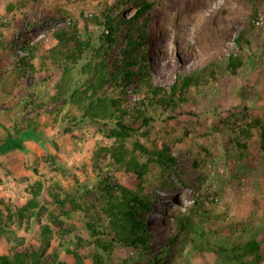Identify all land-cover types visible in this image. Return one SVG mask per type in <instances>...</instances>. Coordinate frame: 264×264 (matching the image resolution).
<instances>
[{
  "label": "rangeland",
  "instance_id": "374dc122",
  "mask_svg": "<svg viewBox=\"0 0 264 264\" xmlns=\"http://www.w3.org/2000/svg\"><path fill=\"white\" fill-rule=\"evenodd\" d=\"M113 1L0 0V139L6 137V129L25 126L30 120L42 131L38 138L25 141V150L0 154V199L9 200L13 207L16 201L25 203L35 182L43 183L41 209L32 221L26 245L42 252L44 264H54L55 254L72 264L67 249L77 251L84 264H95L89 216L103 217L108 186L126 185L127 178L107 152L115 142L106 135L109 127L89 121L78 125L70 117L76 112L74 107L52 103L59 71L24 75L16 86L15 76L5 67L22 54L24 39L40 43L43 52L55 43L52 35L58 26L78 21L83 28L82 16L101 15ZM153 1L146 51L152 79L158 85H171L180 75L209 72L230 53L240 54L236 39L252 27L262 53L245 59V66L235 75L217 73L219 82L201 79L198 88L186 92L187 101L181 108L155 113V121L123 142L128 157L148 165L143 190L153 202L147 220L152 237L144 255L115 245L110 255L101 252L102 264H153L166 242L176 234L177 241L183 238L180 216L188 218L184 226L193 243L204 244L197 261L213 263L209 248L218 242L233 244L255 237L264 249V152L260 131H245L255 118L264 121V0ZM197 9L203 10L202 17ZM134 11L125 7L123 15L129 17ZM89 29L96 36L101 34L95 25ZM212 33L215 36L206 40ZM124 34L111 45L110 62L121 54ZM179 37L185 40L183 45ZM243 53L251 54L246 45ZM45 78L50 80L46 83ZM136 142L149 152L160 145L171 147L176 165L168 184L163 185V170ZM68 194L82 205L65 216L54 196L64 199ZM0 210L5 212V207L0 205ZM46 224L48 235L43 234ZM14 234L0 238V254L8 253ZM173 245L167 259L176 253L177 244ZM185 246L188 251L193 247L192 243Z\"/></svg>",
  "mask_w": 264,
  "mask_h": 264
},
{
  "label": "trees",
  "instance_id": "16d2710c",
  "mask_svg": "<svg viewBox=\"0 0 264 264\" xmlns=\"http://www.w3.org/2000/svg\"><path fill=\"white\" fill-rule=\"evenodd\" d=\"M153 0H114L101 15L82 16V26L78 21L58 26L53 33L55 43L40 52V43L23 40L21 52L6 72L15 76L13 84L18 86V80L24 75L46 73L52 69L59 71V76L53 83L52 103L70 105L75 108L70 116L76 124L89 121L107 125V137L115 142L107 148V152L119 163L127 178L126 185L115 188L108 186L105 191V202L101 212L103 217L89 216L87 222L91 242L95 246L93 259L95 264L103 263V253L111 254L115 245L130 247L144 255L149 250L151 231L147 220L152 212L153 202L144 194L143 186L147 181L148 165L139 162L134 156L128 157L124 141L135 136L141 127L155 121V113L174 112L187 101V91L192 87H199L201 79L207 77L219 82V75H235L245 66V59L256 58L261 55V45L257 35L251 30L242 32L236 39L240 54L233 52L209 72H194L177 77L171 85H158L152 79L148 67L146 47L148 31L152 22ZM125 7L135 9L129 17L123 15ZM117 10L116 14L113 12ZM256 12V7L254 8ZM126 24L124 32L123 25ZM95 25L101 34L97 35L89 29ZM124 46L121 54L110 62V47L116 43L122 34ZM255 37V38H254ZM249 47L251 54L243 53L244 46ZM246 57V58H245ZM218 73V74H217ZM45 82L50 78H45ZM47 83V82H46ZM133 100V101H132ZM257 128L260 133V149L264 152V121L255 118L246 128L250 133ZM42 131L33 120L25 126H17L14 130L6 129V137L0 139V154L13 150H25V141L29 137H37ZM137 148L143 154L150 155L162 170L161 182L168 184L169 173L176 165L171 156L168 145L156 146L149 152L144 145L136 142ZM52 157L48 158V162ZM104 179V178H103ZM105 180V179H104ZM43 183L35 182L29 191V198L25 203L16 201L13 205L9 200L0 199V238L8 233L13 235V243L8 246V253L0 254V264H44L42 252L26 245V236L32 232V221L38 218L41 209ZM56 203L61 205L65 216L77 210L82 204L77 202L75 195L68 194L60 199L54 196ZM70 203L69 206L66 204ZM52 215V214H51ZM16 217V220L14 219ZM188 218L179 217V235L183 238L177 241L178 234L170 242H166L163 251L155 257L153 264H262L264 249L261 241L253 237L238 243L214 244L209 248L213 263L197 261V254H201L204 244L197 245L190 238L189 229L184 226ZM17 224L16 230L13 225ZM100 229V230H99ZM50 227H43V234L48 235ZM181 233V234H180ZM177 244L176 253L167 259L171 247ZM192 243L191 249L186 244ZM230 244V245H229ZM72 255V264H84V259L75 250H66ZM195 254V256L193 255ZM177 260V261H176ZM54 264H69L55 254Z\"/></svg>",
  "mask_w": 264,
  "mask_h": 264
},
{
  "label": "bare ground",
  "instance_id": "6f19581e",
  "mask_svg": "<svg viewBox=\"0 0 264 264\" xmlns=\"http://www.w3.org/2000/svg\"><path fill=\"white\" fill-rule=\"evenodd\" d=\"M197 11H200V13H198V14H200V16H201V15H202L201 12H202L203 10L201 11L200 9H197ZM195 13H196V12H195ZM195 13H194V14H195ZM196 16H198V15H196ZM201 17H202V16H201ZM208 32H209V31H208ZM194 35H195V34H194ZM194 35H193V36H194ZM214 36H215V34L212 33V34H210V36H205V39H206V40H209V39L213 38ZM194 37H195V36H194ZM179 41H180V42H179V45H183L185 40H183L182 38L179 37ZM200 42H202V43H205V42H206V43H207V41H205V40H200Z\"/></svg>",
  "mask_w": 264,
  "mask_h": 264
}]
</instances>
